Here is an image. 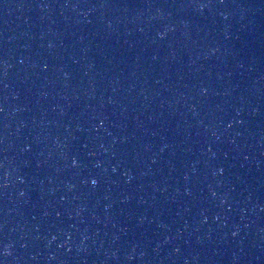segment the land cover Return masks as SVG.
<instances>
[{
    "label": "water",
    "instance_id": "obj_1",
    "mask_svg": "<svg viewBox=\"0 0 264 264\" xmlns=\"http://www.w3.org/2000/svg\"><path fill=\"white\" fill-rule=\"evenodd\" d=\"M0 264H264V0H0Z\"/></svg>",
    "mask_w": 264,
    "mask_h": 264
},
{
    "label": "snow or ice",
    "instance_id": "obj_2",
    "mask_svg": "<svg viewBox=\"0 0 264 264\" xmlns=\"http://www.w3.org/2000/svg\"><path fill=\"white\" fill-rule=\"evenodd\" d=\"M96 183V181H93V184H95Z\"/></svg>",
    "mask_w": 264,
    "mask_h": 264
}]
</instances>
